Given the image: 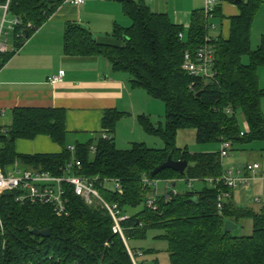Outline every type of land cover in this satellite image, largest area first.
<instances>
[{
  "label": "trees",
  "instance_id": "obj_1",
  "mask_svg": "<svg viewBox=\"0 0 264 264\" xmlns=\"http://www.w3.org/2000/svg\"><path fill=\"white\" fill-rule=\"evenodd\" d=\"M6 2L0 0V6ZM63 3L64 0H8L6 13L20 22L14 27L15 36L37 30ZM263 4L264 0H242L237 5L239 14L229 19L226 40L208 35L209 20L223 18L218 5L209 19L203 10L193 11L185 32L167 15L152 13L142 0H121L122 14L130 26H114L109 35L119 43L114 46L100 45L89 31L68 24L63 37L65 55L102 57L112 71L130 76L132 89L162 102L163 126L154 127L145 116L136 120L164 147L158 150L134 143L129 150H118L108 134H114L117 122L126 114L112 110L105 111L101 121L106 138L76 143L71 152L66 144L64 110L20 108L11 112V124L0 135V164L18 160L25 166L59 175L74 162L77 176L117 181L121 193L103 188L99 193L127 216L120 227L136 264L138 249L131 243L145 240L150 231H159L155 239L167 244L169 264H264V206L254 212L238 208L230 200L219 202V193L229 192L219 182L202 190L166 193L170 199L157 198L153 211L146 202L155 191L143 186L145 178L170 181L169 186H174L177 181L207 183L222 177L220 154H192L178 149L175 138L179 130H194L196 142L203 145L229 142L232 148L264 142V91L257 75L258 69L264 68V37L255 50H251L250 41L252 23ZM206 45L214 50V77L190 76L184 69L185 55L192 58ZM9 56H0V66ZM243 57L248 58L247 64H242ZM238 114L244 121L243 130ZM40 136L50 138L62 151L31 156L16 153L17 141H32ZM169 156L173 161L187 162L185 171L179 174L166 169L151 178V172ZM66 197L69 214L61 218L50 207L15 202L12 193L0 199V264H133L124 242L112 232L113 221L107 211L87 206L71 189ZM139 206L140 211L127 214L128 209ZM244 220L251 222L249 236L224 233L225 222L239 226ZM33 230H47L50 235L36 237L31 234Z\"/></svg>",
  "mask_w": 264,
  "mask_h": 264
},
{
  "label": "crops",
  "instance_id": "obj_2",
  "mask_svg": "<svg viewBox=\"0 0 264 264\" xmlns=\"http://www.w3.org/2000/svg\"><path fill=\"white\" fill-rule=\"evenodd\" d=\"M142 2L152 13L167 15L174 24L182 26L185 32L190 23L191 13L203 10L205 4V0H142ZM217 5L225 21V30L223 29L219 36L226 40L229 37V19L237 16L239 10L234 0H218ZM14 19L15 17L5 14L3 7L0 6V27L2 26L0 42L6 44L10 55L0 66L1 130L8 129L11 124V112L20 108L64 110L66 140L69 135L83 139L74 140L72 144L67 145L68 147L102 138L104 130L101 121L105 111L115 110L129 115L130 110L133 112L136 126V116L141 114L134 107L139 102H145L146 97L142 90L131 88L130 76L112 71L108 61L99 56H67L63 47V37L68 24H75L89 31L100 45H119L109 35L116 25L122 28L130 26V21L122 14L121 0H84V4L80 6L63 3L50 18L29 35L24 33L15 36L14 28H8ZM61 72L60 82L54 85L48 82L49 77L57 76ZM7 114L8 120L4 122L3 117ZM118 128L117 124L115 128L117 137ZM114 134L108 136L114 137ZM18 142H32L29 144L32 153L26 154L29 156L58 154L62 151L48 137L40 136L32 141L16 143ZM253 182L262 185L259 177ZM249 187L250 184L241 187L245 189L240 190L245 191ZM233 192L229 200L235 204ZM261 197L264 198V190ZM262 198H258V202L255 198L253 201L264 202ZM263 206L264 204L261 208ZM246 209L259 212L251 207ZM136 249L142 253L138 258V264H169L167 245L166 248H149L147 250L151 251L149 253L137 247Z\"/></svg>",
  "mask_w": 264,
  "mask_h": 264
},
{
  "label": "built area",
  "instance_id": "obj_3",
  "mask_svg": "<svg viewBox=\"0 0 264 264\" xmlns=\"http://www.w3.org/2000/svg\"><path fill=\"white\" fill-rule=\"evenodd\" d=\"M65 4H70L74 6H80L84 4V0H64ZM218 4V0H205L204 4V14L209 19L212 16V12ZM3 7L4 13L7 12L8 0ZM19 21L14 19L10 22L8 28L12 29L19 25ZM30 27V26H28ZM2 26L0 27L1 33ZM181 38V35L179 36ZM8 53V48L5 43L0 42V56ZM214 50L212 47L206 45L200 47L196 54L191 58L190 55H185V71L194 77L202 78H212L214 77ZM62 72L57 76H52L48 78V82L52 85L61 81ZM5 130L0 129V135H3ZM243 136V133H240ZM103 139L106 135L102 136ZM2 144L0 142V154H1ZM68 149L73 152V147H68ZM231 149V144L229 142L221 143L220 158H225ZM91 151L94 148L91 147ZM259 175L264 188V174L262 173V165L258 162L247 164L243 170L235 173L233 170L224 171L222 177L216 180H208L207 183L215 185L219 182L223 184L229 192L219 193V202L228 201L231 198V193L238 186L247 187L250 182H253L255 178ZM159 181L149 180L147 178L143 179V186L151 187ZM165 182V199L169 200L170 196L168 193V186L170 181ZM190 182L187 184L190 187ZM110 185L111 187H107ZM108 189L111 192L121 193V186L117 181L112 179H99L98 177L85 178L82 176H77L74 173V162L69 163L59 175L52 174L49 171H44L41 169H34L25 166L19 161L9 163L6 165L0 164V199L6 194H14L15 202L23 205L25 203H30L32 205H42L50 207L53 213L57 217H66L69 214L68 199L66 197L67 190L73 191V194L80 198L87 206H99L101 209L107 211L109 216L113 221L112 232L113 234L119 235V237L124 242L126 249L130 257L133 260V264H136L134 260V255L130 252L126 240L123 235V231L120 227V223L127 219L126 215H121L118 206L114 203L107 202L99 193V189ZM174 194V193H173ZM255 201H259L255 198ZM146 205L151 210H155L156 206L154 201L148 200ZM222 206L218 203V209ZM1 227V224H0ZM137 258L142 256V253L137 252L135 254Z\"/></svg>",
  "mask_w": 264,
  "mask_h": 264
},
{
  "label": "rangeland",
  "instance_id": "obj_4",
  "mask_svg": "<svg viewBox=\"0 0 264 264\" xmlns=\"http://www.w3.org/2000/svg\"><path fill=\"white\" fill-rule=\"evenodd\" d=\"M208 35L212 38L219 36V33L222 30H225V21L222 19H211L208 24ZM264 37V4L259 8L254 21L252 23L251 29V50H255L260 43L261 38ZM242 64L248 63V58L243 57L241 59ZM259 84L262 90L264 91V68H260L257 71ZM146 97L145 102L137 104L135 110L140 112L141 115L145 116L149 119L151 124L154 127H159L164 125V116L165 109L162 102L157 100H152ZM261 111L264 115V98L261 100ZM134 115L133 112L129 110V115H126L122 119H120L118 124V137L115 132L114 134V143L118 150H129L131 145L134 143H142L145 144L146 147L151 149H163L164 144L162 141L156 136H150L144 132V130L138 125L136 120V126H134ZM138 116H136L137 119ZM238 122L240 124L241 129H244V121L240 114L237 115ZM8 120V114L3 117V121ZM116 124V125H117ZM136 127L134 130L133 128ZM87 138V137H86ZM74 140L82 141V138L71 137L66 140V144H72ZM23 143V144H21ZM32 142H18L15 145V150L18 154H30L32 153V148L29 144ZM175 145L178 149L188 150V152L192 154L198 153H220L221 144H198L195 140V131L191 129L179 130L177 132L175 138ZM39 152V150H38ZM254 162H258L262 165V172L264 173V142L255 141L249 144H241L235 145L232 147L227 157L221 159L222 168L224 171L233 170L237 173L240 170H243L247 164H251ZM259 177V175L257 176ZM190 187L184 181H177L174 186H168V193L174 194H182L187 191L193 190H202L204 187L210 188V183H204L202 181H192L190 182ZM107 187H111L110 185H106ZM263 185L261 183L250 182L249 189L244 190L245 188H241L240 186L236 188L233 192L234 202L238 208H246L251 207L255 211H259L262 204L254 202V198H262L261 193ZM165 182L159 181L156 182L155 185L151 186V190L155 191V193L151 196V200L155 201L157 198H162L165 196ZM193 188V189H191ZM191 189V190H190ZM242 189V190H240ZM108 190V189H106ZM264 201V198H262ZM142 209V206H139L135 209H128L127 214L132 215L137 213ZM251 222L249 220H244L239 223L238 229L232 231L234 236H249L251 234ZM159 235V231H150L145 240L135 241L131 243V246H136L137 248L142 249L143 251H147L149 248H166V243L161 240L155 239Z\"/></svg>",
  "mask_w": 264,
  "mask_h": 264
},
{
  "label": "water",
  "instance_id": "obj_5",
  "mask_svg": "<svg viewBox=\"0 0 264 264\" xmlns=\"http://www.w3.org/2000/svg\"><path fill=\"white\" fill-rule=\"evenodd\" d=\"M242 0H234V4L238 5ZM187 162L185 161H173L171 159V157L169 156L166 160V162H164L163 164H161L160 166H158L157 168H155L151 174L150 177L153 178L155 177L158 173H160L163 170L169 169L172 170L174 172H177L179 174H182L185 169L187 168ZM238 229V225L232 223V222H225L224 224V233H230L233 230ZM31 234L33 236L36 237H41V238H48L50 235L49 231H37V230H33L31 232Z\"/></svg>",
  "mask_w": 264,
  "mask_h": 264
}]
</instances>
